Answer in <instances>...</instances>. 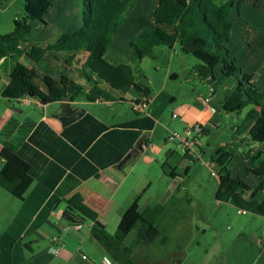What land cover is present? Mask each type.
I'll use <instances>...</instances> for the list:
<instances>
[{"label": "trees", "instance_id": "obj_1", "mask_svg": "<svg viewBox=\"0 0 264 264\" xmlns=\"http://www.w3.org/2000/svg\"><path fill=\"white\" fill-rule=\"evenodd\" d=\"M140 1L79 0L78 21L61 37L46 38L43 30L55 27L60 18H65L64 14L72 10L68 0H23V17L15 20L13 31L0 33V61L9 58L13 62L9 85L2 90V97L9 101L30 97L38 102L54 103L70 98L124 104L128 103L124 95L135 88L143 93L140 103L148 106L152 89L141 63L146 58L157 60V50L161 47L173 51L179 46L182 54L196 59L194 70L200 79L219 85L231 81L227 97L231 113L240 114L250 108L247 116L252 119V128L240 143L252 147L247 152L236 149L239 157L250 160L244 165L245 178L230 175L231 161L236 158L230 153L231 143L217 148L211 162L219 181L216 201H232L243 213L264 219V50H258L260 53L252 61L251 70L244 64L239 65L232 44L235 21L242 17L243 7L249 1L252 3L249 6L252 46H248L252 51L260 49L264 0H229L224 4L215 0L151 1L149 14L144 13L139 31L129 43L138 63L134 69L125 63L110 62L106 52L114 35L126 25L127 12ZM23 57L30 66L21 62ZM60 67L76 74L69 77ZM205 135L203 128L202 137ZM184 157L196 161L188 152H184ZM0 166V187L23 200L34 179L30 164L18 155L14 144H4ZM188 169H185V177ZM163 170L171 178L178 176L169 163L164 164ZM140 201L141 195L135 198L122 215L115 233L111 234L98 220L99 213L81 194L66 199L71 208L93 223L91 236L116 264H139L134 258L135 250L152 245L160 236L157 223L165 213V206L155 204L141 208ZM130 235L134 236L127 244ZM16 243L17 239L8 231L0 236V264H15Z\"/></svg>", "mask_w": 264, "mask_h": 264}, {"label": "crops", "instance_id": "obj_2", "mask_svg": "<svg viewBox=\"0 0 264 264\" xmlns=\"http://www.w3.org/2000/svg\"><path fill=\"white\" fill-rule=\"evenodd\" d=\"M171 52L177 55L176 48ZM6 61L7 58L1 60L0 65ZM12 68L10 63L4 82L0 66V153L5 143L14 144L18 148V155L30 164L34 182L23 200L0 187V236L8 231L17 239L13 252L15 264H102L108 256L91 236L93 223L80 216L66 203V199L76 193L81 194L86 203L99 213L101 223L103 218L109 222L117 212L118 227L122 215L134 202H125L122 198L118 203L113 202L130 174L123 175V170L131 165L134 172L137 165L142 163L149 167L147 174H141L148 186L153 185L155 178L171 185L163 197L166 202L174 191L168 179L173 180L178 176L171 178L163 170L164 164L169 163L176 152V148L172 147L175 142L168 135V129L174 127L172 124L169 127L165 125V112L174 105L172 117L174 113L178 114L184 124L183 131L187 125L198 123L210 134L218 113V109L210 105L213 98L210 106L204 109H198L193 104L177 103L176 94L167 89L170 80L179 78L178 71L171 64L164 81L157 89L151 88L152 96L145 112L136 113L133 106V113L128 112L124 109L126 103L75 100V107L83 109L85 113L76 122L64 126L55 115H47L49 109L57 114L60 102L34 104L36 110L24 116V111L16 104L21 107L22 104L32 105L34 102L28 104L2 97V90L9 85ZM193 75L198 77L195 70ZM142 95L140 90L132 88L124 98L131 104L141 102ZM38 111L42 113L41 116ZM199 143L203 154L201 140ZM176 146L184 155L178 142ZM131 152L133 156L130 160L119 167ZM151 166L161 169L160 176H153L149 172ZM174 174L178 175L177 168ZM227 203L235 207L232 201ZM122 205L126 209L120 213L117 209ZM144 206L141 208L148 205ZM72 221H81L79 231L69 228ZM54 236H59L64 244V249L58 255L51 253L50 239ZM259 239L255 242L242 232L227 252L219 257L218 264H264V238ZM26 244L29 247L26 248ZM85 246L90 248L88 255L84 253ZM183 260L181 254H173L161 263L180 261L182 264Z\"/></svg>", "mask_w": 264, "mask_h": 264}, {"label": "rangeland", "instance_id": "obj_3", "mask_svg": "<svg viewBox=\"0 0 264 264\" xmlns=\"http://www.w3.org/2000/svg\"><path fill=\"white\" fill-rule=\"evenodd\" d=\"M151 1L153 0H141L127 12L126 16L129 18H127L126 25L122 26L114 35L112 44L108 46L106 58L110 62L125 63L134 69L138 66L129 49V43L138 33L144 13L149 14ZM228 1L215 0L218 4H224ZM251 4V2H247V6L243 7L242 17L235 21L232 44L239 58V65L244 64L252 70V61L254 62L260 53L258 50H264V47H262L264 45V27L260 29L262 32L259 38L260 49L256 48L255 51H252V48L248 46L249 44L252 46V31L250 30L252 11L249 7ZM78 5L79 0H68V7L72 8V10L64 14L65 18L64 16L60 18L59 24L55 27L44 29V36L46 38L61 37L67 28L73 26L75 21L80 18V11L77 9ZM23 15V0H0V33L5 34L13 31L15 20L21 19ZM175 48L177 55H174L166 47H161L157 50L158 59L146 58L141 63V68L148 78L150 77L151 88L155 90L164 81L165 73L172 64L173 69L178 71L179 78L175 81L169 79L167 89L176 94L177 103L193 104L198 109L214 105L218 109L215 121H213V125L210 128L211 133L201 138L202 158L194 161L195 163H192L187 158L184 159L182 150L176 146V141L171 140L175 142L172 143V147L176 148V152L173 158L169 159V165L177 168L178 178L168 179L170 180L169 182H172L174 191L166 202L163 197H165L167 187L169 188L170 186L171 188V185L166 183V181L155 178L153 185L148 186L141 174H147L146 171L149 167L142 163L137 165V169L134 172L131 171V165L124 168L123 175L130 174L118 196L113 199V202L118 203L121 198L125 202H132L134 201L132 200L133 198L141 195V207L144 205L163 204L166 208L165 213L157 223L160 232L158 239L152 245L138 247L134 252V258L139 264H162L163 259L166 260L168 256L173 254H181L184 257L182 264H218L220 262L219 257L224 252H227L228 247L232 242L237 241V237L242 232L252 237L255 242L259 241L262 236L264 238L263 218L243 213L230 205V203L216 202L219 181L218 176L212 174V172H217L212 167L211 162L215 149L231 143L230 153L236 158L231 161L229 167L230 175L233 178H245L244 165L249 163L250 160L239 157L236 149L247 152L252 147L250 144L243 145L240 143V139L246 137L247 131L252 128V119L247 116L250 108L244 109L240 114L231 113L229 111L231 103L227 100L231 91V81H227L226 83L228 84L219 85L214 82L208 83L199 77H195L193 75V67L196 64V59L182 54L179 46ZM21 62L30 66L26 62L25 57L21 59ZM10 63L13 66L12 60L7 58L6 63L0 65L2 69L1 78L4 82L7 79ZM5 71L6 73H4ZM60 71H64L69 77H74L76 74L71 69L65 70L63 67H60ZM190 72L192 73L190 74ZM208 98L210 100L213 98L210 105L207 102ZM34 104L36 103L32 105L22 104L21 107L16 104V107L21 108L20 110L24 111L23 115L25 116L26 113L36 110L34 109ZM131 106V104L126 103L124 109L132 112ZM173 108L174 105L170 106L165 112V125L169 127V124H172V127H174L172 130L168 129V135L169 131L182 134L184 133L182 129L184 124L180 118L172 117ZM38 113L41 116L42 113L39 111ZM47 115L54 116L56 114L49 109ZM150 155L152 156L151 153ZM210 164L212 168H210ZM187 165L190 167L188 175L185 177L184 173L188 167ZM170 169L166 168L167 171H170ZM149 172L153 176H160L161 173L159 172H161V169L151 166ZM125 209V206L122 205L117 210L121 213ZM103 219V223L109 229L107 230L114 234L117 229L118 213L116 212L113 215V219H110L109 222L105 218ZM133 236L130 235L127 238V244L131 243ZM89 252L90 248L85 246L84 253L88 255Z\"/></svg>", "mask_w": 264, "mask_h": 264}, {"label": "built area", "instance_id": "obj_4", "mask_svg": "<svg viewBox=\"0 0 264 264\" xmlns=\"http://www.w3.org/2000/svg\"><path fill=\"white\" fill-rule=\"evenodd\" d=\"M22 101L27 102L28 104H31L32 102L39 104L40 102L33 101L30 97L21 99ZM20 100V101H21ZM207 102H210V99H207ZM133 109L135 112L138 113H143L147 109V104L146 103H140V102H135L132 104ZM173 118H178V114L174 113ZM202 132L203 128L200 126L198 123L190 124L187 125L184 133H176L169 131V139L174 140L178 142L179 146L183 149L184 152H188L192 158L196 160H200L202 158V152L200 149V139L202 138ZM210 168L211 164H210ZM213 175H216L214 172H212ZM81 221H75L72 222L69 226L70 229L74 231H79L81 229ZM52 242V248H51V253L53 255H58L61 253V251L64 249V244L61 241V238L58 236H54L50 239ZM84 259H87V256L83 255ZM102 264H116L114 261H112L109 257H106L103 261Z\"/></svg>", "mask_w": 264, "mask_h": 264}, {"label": "water", "instance_id": "obj_5", "mask_svg": "<svg viewBox=\"0 0 264 264\" xmlns=\"http://www.w3.org/2000/svg\"><path fill=\"white\" fill-rule=\"evenodd\" d=\"M40 103L49 104V102L47 101H42ZM84 113L85 111L83 109L75 107V101L73 99L67 98L63 101H60L59 112L55 115V117L58 118L64 126H67L79 120L84 115ZM132 156L133 152L129 153L121 162L119 167L125 165ZM177 264H180V262H178Z\"/></svg>", "mask_w": 264, "mask_h": 264}]
</instances>
